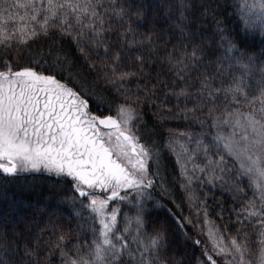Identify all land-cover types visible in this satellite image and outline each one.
Segmentation results:
<instances>
[{"label":"snow or ice","instance_id":"obj_1","mask_svg":"<svg viewBox=\"0 0 264 264\" xmlns=\"http://www.w3.org/2000/svg\"><path fill=\"white\" fill-rule=\"evenodd\" d=\"M257 32L258 51L241 46ZM160 89L176 101L167 118L199 129H169L163 148L140 120ZM164 149L190 206L194 181L244 193L246 180L252 191L234 211L237 223L259 226L257 250L243 228L227 244L210 229L211 248L194 264H264V0H0V202L13 214L0 216V264H52L57 255L59 264H184L170 255L168 222L149 211L165 207L156 189L176 204ZM22 174L32 190L50 181L47 228L34 230L35 216L9 192ZM168 211L190 239L193 220ZM200 211L207 224L203 201ZM65 212L75 229L65 228Z\"/></svg>","mask_w":264,"mask_h":264},{"label":"trees","instance_id":"obj_2","mask_svg":"<svg viewBox=\"0 0 264 264\" xmlns=\"http://www.w3.org/2000/svg\"><path fill=\"white\" fill-rule=\"evenodd\" d=\"M227 4H231L233 0H226ZM248 3H252L253 0H247ZM225 0H221V4H224ZM23 14V11H21ZM227 25L230 29H236V18L231 15V10L227 11ZM43 45L47 47L49 41H42ZM62 46L75 54V45L71 43L70 40H62L60 42ZM249 45L254 44L256 50L260 48V35L259 32L256 33L255 40L248 38L245 42L241 43L243 47L244 44ZM39 45H34L37 47ZM155 75V73H153ZM170 82V81H169ZM130 87L135 90V85ZM163 89L158 92V97H152L153 103H143L140 106V120L144 125L145 129L151 134V139L156 140L160 146L163 148L165 138L167 136L168 130H187L197 131L198 126L195 124H190L188 121L183 119V116L179 118H167L168 108H172L173 113L177 112L173 106L176 101L174 98H169L165 101L163 95ZM165 103L167 107L158 108V105ZM182 106V105H181ZM190 106V105H189ZM114 114V113H113ZM164 116V119H161ZM162 162L165 181L170 189L174 191L176 204L180 207L177 208L176 204L164 196L156 197L160 194L159 189L153 191V196L159 199L165 207L153 208L149 204V211L151 213V219L157 221H167L169 224V230L171 232V248L170 255L174 253L177 258L184 261V264H194L196 257L200 256L202 248L207 245L210 248V243L205 241L206 226L211 229L210 225L204 224L205 217L203 211L197 213V205L200 201L204 202V206L207 208V219L212 222V224L219 230L218 235L224 238V243H228L230 236L237 235V229L243 228L250 233L248 240L251 246V250L255 252L258 248V237L257 232L259 226L257 225L255 229L249 227V222L244 221L243 225L237 223V215L234 211L241 202V197L246 195L248 198L252 197L251 194L246 193V188H248L247 181L244 180L241 183V187L244 188V193H237L234 189L230 190L227 184L221 185L219 182L215 186L211 184L204 183L202 186L198 185L195 181L193 182V191L195 194V201L192 206L189 205L186 198L181 195L179 185L182 181L180 176V169L176 163V157L173 153L164 149L162 152ZM227 179V177H226ZM33 183V177L31 175L22 174L13 184L9 186L10 194H14L16 200L20 204L21 208L28 215V217L35 216V221L33 223L34 230L40 228H47L49 217L46 214L45 205L49 204L50 201L46 199L48 196V184L50 181L44 180L40 182L36 181V190H32L28 185ZM248 190H250L248 188ZM251 191V190H250ZM252 192V191H251ZM234 196L236 199H234ZM54 203V200L51 201ZM169 209L177 217H188L193 220L192 225H187L188 236L190 239L185 240L183 234L175 228V222L169 214ZM13 215L8 212L6 206L0 202V216ZM131 215V213H129ZM121 218V219H120ZM119 220L122 223V217L119 216ZM208 221V222H209ZM64 226L67 228L69 224L75 229L77 221L75 219L69 222L67 212L64 214ZM4 225L0 224V228ZM9 229L11 225H8ZM227 229V231H225ZM43 239H49L47 232L44 233ZM54 239V237L52 238ZM199 239L201 245H194L193 240ZM248 256V254H246ZM248 258H251L248 256ZM52 264H59L58 255L52 260Z\"/></svg>","mask_w":264,"mask_h":264},{"label":"rangeland","instance_id":"obj_3","mask_svg":"<svg viewBox=\"0 0 264 264\" xmlns=\"http://www.w3.org/2000/svg\"><path fill=\"white\" fill-rule=\"evenodd\" d=\"M163 162H162V173H163V176H164V171H163ZM246 193L247 194H251L252 192L250 191V190H248V188H246ZM160 196V194H157L156 195V197H159ZM111 203V202H110ZM124 211H126L127 210V206L126 205H121L120 206ZM124 211H121V213H120V217H122V221H123V216H124ZM118 219H119V217H118ZM121 219V218H120ZM209 221V220H208ZM205 224V223H204ZM207 225H210L211 226V229H217L213 224H212V222L211 221H209L208 223H207ZM121 226H122V223H121ZM209 230H210V228L208 227V226H206V232H205V241H207V243H210V248H211V243H212V241H210L209 240V238H208V233H209ZM257 236V235H256ZM258 237V236H257ZM226 244V243H225ZM219 264H224V259L223 258H220V260H219Z\"/></svg>","mask_w":264,"mask_h":264}]
</instances>
